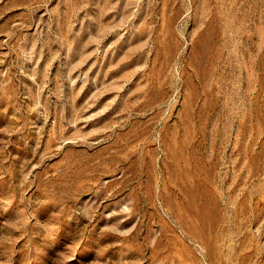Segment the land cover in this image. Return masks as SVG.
<instances>
[{"label":"rangeland","instance_id":"1","mask_svg":"<svg viewBox=\"0 0 264 264\" xmlns=\"http://www.w3.org/2000/svg\"><path fill=\"white\" fill-rule=\"evenodd\" d=\"M0 264H264V0H0Z\"/></svg>","mask_w":264,"mask_h":264}]
</instances>
